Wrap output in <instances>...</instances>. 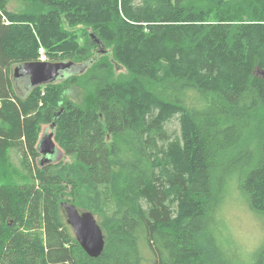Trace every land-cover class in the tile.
Wrapping results in <instances>:
<instances>
[{
    "label": "trees",
    "instance_id": "trees-1",
    "mask_svg": "<svg viewBox=\"0 0 264 264\" xmlns=\"http://www.w3.org/2000/svg\"><path fill=\"white\" fill-rule=\"evenodd\" d=\"M9 2L0 0V165L15 149L33 182L0 172V264H264V242L238 252L221 212L239 193L264 221V79L253 75L264 71V0H17L19 12ZM91 35L108 59L91 58ZM40 50L51 62L93 61L92 73L17 84L14 69ZM76 86L80 107L63 97ZM59 107L54 140L71 162L32 170L38 127ZM62 202L96 217L97 258Z\"/></svg>",
    "mask_w": 264,
    "mask_h": 264
},
{
    "label": "rangeland",
    "instance_id": "rangeland-1",
    "mask_svg": "<svg viewBox=\"0 0 264 264\" xmlns=\"http://www.w3.org/2000/svg\"><path fill=\"white\" fill-rule=\"evenodd\" d=\"M22 10H23V8L20 7L17 0H10L9 4L7 6V11L19 12ZM210 21H212V20H210ZM83 29H84L83 27H78L76 29H73V31H75L74 32L75 34H76V30H77V34H79L78 44L80 46H82L84 44V40L80 37V36H82L81 32H78V31H83ZM107 51L111 52L112 49L107 48ZM95 52H96V50H93V52L91 53V58L94 57ZM102 54L110 55L109 52H102ZM102 54H100V55H102ZM105 57H106V59H108L107 56H101L98 60H100L101 58H105ZM44 60L47 62H51V61H48L46 59H44ZM52 63H55V62H52ZM76 65H81V64H76ZM92 68H93V66L87 70L86 73L88 75L90 73H92L91 72ZM78 72H80V66H74L69 71H66V73L64 74V77L66 75H70V74L78 73ZM114 72H115L116 77L123 76V75L127 74L125 69H119L118 67L115 69ZM260 72H258V71L255 72V75L258 78L264 79V74H262V72L261 73ZM21 79H25V77L17 78V80H18L17 84L18 83L21 84L23 82ZM14 80H15V78H14ZM80 86H81V84H80ZM80 86H76V87H72V89H68L67 91H65L64 96H63L65 100L71 101L72 103H74L76 106H79V107L82 106V104L84 102V92L81 89H78V87H80ZM74 88H77V89H74ZM86 96H87V94H86ZM168 128H169L170 132L176 131L177 135L179 134L180 128H179V124L177 122L174 121L173 123H171L168 126ZM38 129H39L38 138L42 137L44 135V133L50 132L48 125H41L38 127ZM172 137H174V136H172ZM108 143H110V141H108ZM56 147L58 148V145H56ZM7 157H8V162L6 161L4 165H0V172L3 170V167H5L6 176L9 178L8 180L15 185L23 186V185L32 183L33 178L30 179V176L27 175L28 173L26 172L25 168H23L21 166L20 154L15 149L9 148L7 150ZM59 160H61L62 162H70V159L67 158L63 154L62 151H59L56 159L52 162V164L57 163V161H59ZM8 163L11 166H13L14 168H16L21 174H19L14 168H11ZM35 167H38V160L35 162L34 165L31 166V169L34 170ZM228 183H232V184L227 185V191L226 192L231 191V193H232L233 187L236 188L237 181H236V179H232ZM0 184L1 185L5 184V181L1 180V178H0ZM230 195H228V197L225 198V203L221 206L222 207L221 212H222V214L224 212V225H225L226 229L228 230L227 232L230 231L229 233L231 234L230 235L231 238L234 239L237 246L240 245L237 247V251L245 253V251L250 252V251L254 250L255 248L261 247V245L264 242V221H263V219L258 218L256 215H254L252 212H250L247 209V204L244 201V198H242V196L239 193H238V195L233 194V198H231ZM80 212H82V211H80ZM83 212H85V211H83ZM218 216L219 215L216 214L215 218L218 219ZM216 220H214L213 223H216ZM226 221H227V223H226ZM235 243H234V245H235Z\"/></svg>",
    "mask_w": 264,
    "mask_h": 264
},
{
    "label": "water",
    "instance_id": "water-1",
    "mask_svg": "<svg viewBox=\"0 0 264 264\" xmlns=\"http://www.w3.org/2000/svg\"><path fill=\"white\" fill-rule=\"evenodd\" d=\"M90 38L94 44L102 49L103 45L101 41L97 40L93 35H91ZM92 62L93 61L83 65H74L72 62H28L14 69V78L25 77V79L21 80L27 82V88L28 86H30V88L46 86L61 80L66 71H69L74 66H80V72L75 74L83 73L91 66ZM261 72L264 74V71ZM65 77H67V75ZM62 113L63 110H61L58 115ZM56 118L50 125L51 132L41 137L37 143V152L41 155L39 162L40 166H43L45 163L53 162L56 157L55 155L59 152L54 142V130L56 122L60 117H58L57 120ZM61 207L64 211L67 225L73 230L75 239L85 254L91 258H97L101 255L105 238L94 216L90 212H80L74 205L67 204L66 202H62Z\"/></svg>",
    "mask_w": 264,
    "mask_h": 264
},
{
    "label": "bare ground",
    "instance_id": "bare-ground-1",
    "mask_svg": "<svg viewBox=\"0 0 264 264\" xmlns=\"http://www.w3.org/2000/svg\"><path fill=\"white\" fill-rule=\"evenodd\" d=\"M260 72L261 70H259V68H255L254 69V71H253V75L254 76H256L255 75V72ZM261 79V78H260ZM263 80V79H262ZM61 110H63V112H64V109H63V107H59V110L58 111H55L54 113H53V116H52V123L54 122V119L56 118V117H60L62 114H60V115H58V113L61 111ZM51 123V124H52ZM50 124V125H51ZM40 125H43V124H40ZM50 125H48L49 126V129H50ZM50 132H51V130H50ZM49 132V133H50ZM39 139H40V137L38 138V140H37V143L39 142ZM37 143H36V146H35V150H36V152H37ZM38 153V152H37ZM38 167L39 168H42L43 166H49V165H54V164H56V163H54V164H52V162H49V163H45L43 166H40V159H41V155L38 153ZM55 159H56V157H55ZM70 159V158H69ZM57 162H62L61 160H59V161H57ZM70 162H71V159H70Z\"/></svg>",
    "mask_w": 264,
    "mask_h": 264
}]
</instances>
